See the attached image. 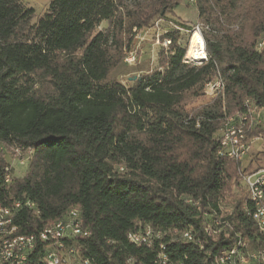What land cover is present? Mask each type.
I'll list each match as a JSON object with an SVG mask.
<instances>
[{"label":"trees","instance_id":"trees-1","mask_svg":"<svg viewBox=\"0 0 264 264\" xmlns=\"http://www.w3.org/2000/svg\"><path fill=\"white\" fill-rule=\"evenodd\" d=\"M194 1L207 60L186 62L180 32L169 31L157 68L126 86L112 75L132 52L133 31L173 15L181 0H51L35 23L23 0H0V207L26 199L39 211L19 212L18 234H38L77 208L90 234L66 245L90 264H153L154 251L128 240L145 224L196 228L203 250L175 243L168 253L216 264L233 239L203 236L209 212L264 249L248 201L223 209L247 168L219 154L224 121L246 101L264 108V0ZM219 78L220 97L188 111ZM14 150L30 154L28 170L6 185Z\"/></svg>","mask_w":264,"mask_h":264},{"label":"built area","instance_id":"built-area-1","mask_svg":"<svg viewBox=\"0 0 264 264\" xmlns=\"http://www.w3.org/2000/svg\"><path fill=\"white\" fill-rule=\"evenodd\" d=\"M204 60H207V57ZM224 87L223 79L219 78L215 82H209L205 92L210 95L220 94L224 91ZM245 104V112L236 114L233 121H225V129L221 131L220 139L219 154L239 163L246 160L254 143H264V108L253 106L250 101H246ZM25 157L23 151L16 150L15 158L19 165L23 166L28 162V157L27 161ZM14 176V167L10 163L6 170L5 184L9 185ZM241 179L247 191L246 201L252 203V211L256 213L257 232L264 234V166L250 172L244 170ZM17 208L31 210V205L26 203V199H20L12 204V210ZM7 221L6 215H0V236L3 233H14V231H6ZM191 229L196 228L191 227ZM202 230L203 236L208 240L216 241L221 237L233 239L231 247H225L219 252L224 257V264H264V249L255 248L251 242H245V238L235 230L234 224L232 225L227 218L214 217V213L208 212L203 217ZM174 231L178 230L163 232L145 224L128 234V240L137 247L154 251L155 264H184V260H175L168 253L169 245L175 243L198 244L203 250V239L198 231L196 241H189L188 236H185L184 240H173ZM89 234L83 233L81 211L76 208V213L69 216L68 222L52 230H46V239L42 240L43 251H35L36 239L32 235H21L20 244H0V264H70L65 254L77 255V251L74 247L67 246L66 240L87 237ZM128 261L133 264L131 260ZM80 263L90 264L88 260L82 259Z\"/></svg>","mask_w":264,"mask_h":264},{"label":"rangeland","instance_id":"rangeland-1","mask_svg":"<svg viewBox=\"0 0 264 264\" xmlns=\"http://www.w3.org/2000/svg\"><path fill=\"white\" fill-rule=\"evenodd\" d=\"M27 8H31L35 11V23L38 18L43 16L47 10L51 0H23ZM185 24L190 27L191 30H185L177 25ZM107 28V24L104 23L99 30ZM208 29V28H204ZM179 31L181 34V44L187 48L185 61L200 64L203 60L193 61L188 58V49L190 46L191 37L194 32H198L205 44L203 38V20L199 17L198 10L194 0H181V6L175 10L173 15H168L166 18L155 22L154 26L141 30L135 29L133 31L134 41L132 52L128 54L125 62L121 64L113 73L112 79L121 82L123 85L129 86L130 81L138 76L148 75L154 71L159 62V53L162 47L168 49L170 42H161V36L169 31ZM260 43H264L263 40ZM261 50L264 49L260 48ZM128 59H130L128 61ZM220 94H206L205 90L201 97L194 99L187 105V110H195L200 107L207 106L216 98H219ZM223 126V125H222ZM222 131V130H221ZM222 132H220V137ZM12 155H7V160L14 167L15 176L21 178L28 170V163L30 160L29 153L24 152L26 162L23 166L19 165L16 161V150L10 152ZM246 169V172L254 171L255 169L264 166V143L256 142L251 146L249 155L246 160L241 163ZM117 171H121L120 165H112ZM237 186L233 188V194L228 197L227 201L222 205L223 209L230 211L238 199L247 200L246 187L243 184L242 179L238 180ZM65 258L70 264H81V259L77 255L65 254Z\"/></svg>","mask_w":264,"mask_h":264},{"label":"bare ground","instance_id":"bare-ground-1","mask_svg":"<svg viewBox=\"0 0 264 264\" xmlns=\"http://www.w3.org/2000/svg\"><path fill=\"white\" fill-rule=\"evenodd\" d=\"M262 46H263V44L260 43L258 45V48L260 49V48H262ZM206 57H207V55L205 52L204 41L198 32H194L192 37H191L190 46L188 49V58L193 60V61L194 60L198 61V60H204V59H206ZM234 118H235V116H232L230 118H227L225 121H233ZM225 121H224L222 129H221L222 131H224V129H225ZM26 203L31 205V210L35 211L36 214H39V211L37 210V207L34 203H32L28 200H26ZM22 209H24V208H17V209L12 210V205L6 206V207H0V215H6V219H8V221L6 222V231H14V233H3V234H1L0 244H5V243L20 244L21 235H25V234H18V232H17L18 227L15 226V222H16V218H17L19 212ZM244 210L246 211L247 215L250 217V219H252V221L255 223V225L257 227L256 213H254L252 211V203L249 202V204L244 207ZM75 213H76V208L71 209L68 213H66L65 216H63L59 220L52 223L50 226L44 228L38 234L32 235L34 237V239H36V240H34L35 251L37 249L38 243H42V240L46 239V230H52L53 228L60 227L61 225L68 222L69 216L71 214H75ZM82 228H83V226H82ZM83 233H90V232L83 228ZM185 236H188L189 241H196L197 240V230L191 229V227H189L184 231L176 232L173 234V240H184ZM245 242H250V241L245 239ZM194 245H197L202 250V247H200V245H198V244H194ZM0 252H1V245H0ZM131 262H133V261L131 260ZM129 264H131V263L129 262ZM133 264H135V263L133 262ZM153 264H155V261L153 262ZM162 264H171V263H162ZM216 264H224L223 255L216 262Z\"/></svg>","mask_w":264,"mask_h":264}]
</instances>
